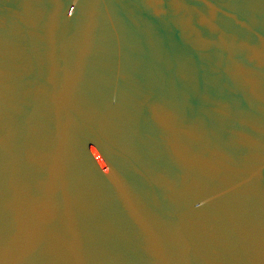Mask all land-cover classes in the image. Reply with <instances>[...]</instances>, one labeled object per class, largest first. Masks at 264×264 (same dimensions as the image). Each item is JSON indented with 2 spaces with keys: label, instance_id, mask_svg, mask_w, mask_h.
<instances>
[{
  "label": "water",
  "instance_id": "1",
  "mask_svg": "<svg viewBox=\"0 0 264 264\" xmlns=\"http://www.w3.org/2000/svg\"><path fill=\"white\" fill-rule=\"evenodd\" d=\"M0 264H264V0H0Z\"/></svg>",
  "mask_w": 264,
  "mask_h": 264
}]
</instances>
